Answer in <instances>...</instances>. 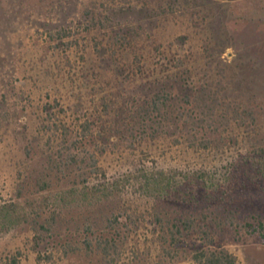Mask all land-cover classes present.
Segmentation results:
<instances>
[{"label":"rangeland","instance_id":"374dc122","mask_svg":"<svg viewBox=\"0 0 264 264\" xmlns=\"http://www.w3.org/2000/svg\"><path fill=\"white\" fill-rule=\"evenodd\" d=\"M195 98L213 111L199 126ZM50 113L72 135L91 124L83 160L66 159ZM259 144L264 0H0V208L16 205L0 212V264H198L208 245L264 264V239L243 226L264 217V179L219 209L139 189L159 172L222 181ZM185 216L208 234L162 237ZM114 231L106 256L94 235Z\"/></svg>","mask_w":264,"mask_h":264},{"label":"trees","instance_id":"16d2710c","mask_svg":"<svg viewBox=\"0 0 264 264\" xmlns=\"http://www.w3.org/2000/svg\"><path fill=\"white\" fill-rule=\"evenodd\" d=\"M123 40V37L121 38ZM201 101L199 98H195V106L196 107V115L191 117L190 122L193 125L199 126L203 123L207 122L212 118L213 111L212 108L209 107L211 112H207L205 110L204 105L198 104V101ZM204 101V100H203ZM58 104L56 100L54 102ZM63 110V109H62ZM52 114L50 113L49 119L52 120V126H49L50 130H54L53 133L58 139V143L61 144V147L67 151L66 159L71 162H76L77 157L80 160L84 158L80 156V152L84 149L86 144H89L91 139V124L88 121H83L79 124V131L72 135L70 132V126L65 124L61 120H53ZM190 118V117H189ZM203 142H200L202 144ZM206 146V143L203 144ZM251 153H246L242 155L240 161H238V165L231 164L232 167H229L223 174L224 180L213 181L210 173H194L192 176H185L181 180L170 179L162 177V172L158 174H151L144 176V181L139 187L143 194H147L149 196L161 197L163 200H173L177 201L178 199L187 200L183 196H189L188 200H193L194 203H198L201 206H205L206 208H212L216 206L217 209L224 206L225 198L229 193V189L234 190H243L245 188H250L252 184L260 183L262 179H264V146L262 144L256 145ZM95 162V160H93ZM238 174H241L238 176ZM48 186L47 182H43L41 185L42 189H45ZM231 206V205H229ZM16 205L11 202L8 204L1 205L2 214H7L10 211H15ZM216 209V210H217ZM230 209H226L225 211L230 214ZM236 210V209H235ZM206 217V215H204ZM234 214L231 215L230 218H233ZM248 219L243 221V226L250 227V229H246L247 232L254 234L261 239H264V217L260 211H255L254 213H250L248 215ZM206 219V218H204ZM154 220L160 223V226L163 228L161 214L157 211L154 214ZM111 224L118 223L117 217L113 218V221L109 220ZM205 227L201 224H195L194 220L189 216H185L183 219H180L178 223H171L166 229H162L163 235L162 237L166 239V235L170 236L172 239H179V235L183 232V229L186 233H190L191 230L200 229V232L204 235L208 234L209 224L205 221ZM168 223V221H167ZM233 220H230L228 224L232 225ZM95 222L90 221L85 224L86 230L89 233H94L93 226ZM113 226V225H110ZM183 228V229H182ZM117 232V233H116ZM119 235V231H114L108 235L98 234L94 235L96 246L102 250V253L106 256H110V249L116 247V238ZM209 241L211 244L212 237ZM88 248H91V242L85 241ZM115 251V250H114ZM114 255V253H113ZM113 258V256H112ZM111 258V259H112ZM193 260L198 264H240L237 257L229 252L225 248H212L209 245L206 247L201 246L195 249V253L192 255Z\"/></svg>","mask_w":264,"mask_h":264}]
</instances>
